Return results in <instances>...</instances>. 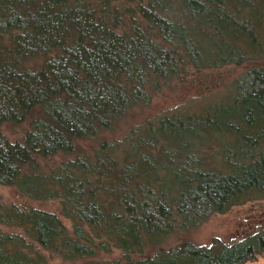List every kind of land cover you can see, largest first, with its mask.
Segmentation results:
<instances>
[{
	"label": "trees",
	"instance_id": "1",
	"mask_svg": "<svg viewBox=\"0 0 264 264\" xmlns=\"http://www.w3.org/2000/svg\"><path fill=\"white\" fill-rule=\"evenodd\" d=\"M232 65L223 91L104 137ZM0 185L70 223L0 195V264L257 260L264 228L161 246L264 198V0H0Z\"/></svg>",
	"mask_w": 264,
	"mask_h": 264
},
{
	"label": "rangeland",
	"instance_id": "2",
	"mask_svg": "<svg viewBox=\"0 0 264 264\" xmlns=\"http://www.w3.org/2000/svg\"><path fill=\"white\" fill-rule=\"evenodd\" d=\"M243 66H227L221 69L204 70L197 72L195 70L182 81H177L174 84L173 90H166L163 94L156 97L152 107L144 111L137 112L135 117L130 119L126 126L120 128L121 131L111 135H105V138L113 139L120 138L127 128L136 122H141L145 118L155 116L164 111H169L173 107L178 106L191 99L208 96L216 93L228 85L237 75L246 68ZM223 91V90H222ZM4 130V129H3ZM2 131V130H1ZM10 134V131L6 132ZM11 135V134H10ZM13 137V136H12ZM83 147H92L91 143L82 144ZM0 195L8 202L17 203L23 206H33L55 212L61 216L66 225L69 221L64 218L61 212V206L58 201H34L26 198L17 189L10 186L0 185ZM264 228V198L250 201L244 205L235 206L224 214H216L212 216L206 223L192 232H178L171 236L161 247L170 248L185 241H190L194 244H208L214 237H220L225 241L244 238L259 229ZM5 229V228H2ZM154 249H147L145 256H151ZM119 253H113L110 258L104 259L102 256L93 260H111L120 258ZM90 261V260H88ZM84 263L78 261L76 264ZM48 264H66L60 259H51ZM245 264H264V253L257 260Z\"/></svg>",
	"mask_w": 264,
	"mask_h": 264
}]
</instances>
